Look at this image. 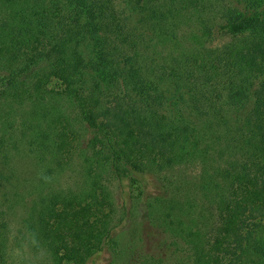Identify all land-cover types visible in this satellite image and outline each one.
Returning <instances> with one entry per match:
<instances>
[{
    "label": "trees",
    "instance_id": "obj_1",
    "mask_svg": "<svg viewBox=\"0 0 264 264\" xmlns=\"http://www.w3.org/2000/svg\"><path fill=\"white\" fill-rule=\"evenodd\" d=\"M190 162L150 222L190 264H264V0H0V264H91Z\"/></svg>",
    "mask_w": 264,
    "mask_h": 264
},
{
    "label": "rangeland",
    "instance_id": "obj_2",
    "mask_svg": "<svg viewBox=\"0 0 264 264\" xmlns=\"http://www.w3.org/2000/svg\"><path fill=\"white\" fill-rule=\"evenodd\" d=\"M80 51L86 59L92 57L90 47L82 46ZM100 77L102 78L101 74L94 73L90 75L89 80L97 81ZM160 88L166 96H169L170 86L163 84ZM130 95L133 102L137 104L140 102L135 93L130 92ZM180 108H182V113H186L184 105H180ZM21 168V171L24 170L23 165ZM199 171V164L190 162L172 169L148 174L146 176L147 186H145L144 194L134 217H126L117 222L110 241L101 252L94 256L91 264H174L178 257H182L184 260V263L181 264H190L186 258L180 255L179 250L173 244V239L150 222L143 200L149 193H158L159 190L155 188L156 184L165 183L169 187L174 184L178 190L183 191L185 189L181 188L182 185H196L199 179ZM110 189L118 206L128 197L129 188L126 182L119 184L115 181L110 185ZM17 222L18 215H14L12 233L16 232ZM12 238L11 241L14 240ZM23 248V252L18 247L12 248L11 261L13 264H45L46 260L43 257L36 258L33 256L25 244Z\"/></svg>",
    "mask_w": 264,
    "mask_h": 264
}]
</instances>
